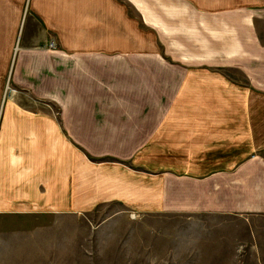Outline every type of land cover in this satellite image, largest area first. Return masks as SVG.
Listing matches in <instances>:
<instances>
[{
	"label": "crops",
	"instance_id": "crops-1",
	"mask_svg": "<svg viewBox=\"0 0 264 264\" xmlns=\"http://www.w3.org/2000/svg\"><path fill=\"white\" fill-rule=\"evenodd\" d=\"M7 4L1 215L264 216V0Z\"/></svg>",
	"mask_w": 264,
	"mask_h": 264
},
{
	"label": "rangeland",
	"instance_id": "rangeland-1",
	"mask_svg": "<svg viewBox=\"0 0 264 264\" xmlns=\"http://www.w3.org/2000/svg\"><path fill=\"white\" fill-rule=\"evenodd\" d=\"M9 2L19 11L5 6L6 16L23 17L24 0ZM259 32L264 42L263 18ZM14 93L7 77L5 102ZM257 218L189 219L115 203L81 213L2 212L0 264H264V216Z\"/></svg>",
	"mask_w": 264,
	"mask_h": 264
},
{
	"label": "built area",
	"instance_id": "built-area-1",
	"mask_svg": "<svg viewBox=\"0 0 264 264\" xmlns=\"http://www.w3.org/2000/svg\"><path fill=\"white\" fill-rule=\"evenodd\" d=\"M49 45H50V46H54L53 42H50Z\"/></svg>",
	"mask_w": 264,
	"mask_h": 264
}]
</instances>
